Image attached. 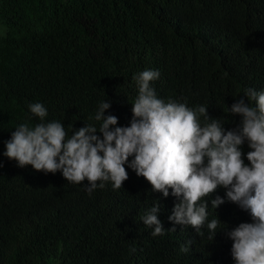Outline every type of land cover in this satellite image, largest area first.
<instances>
[{
  "label": "trees",
  "instance_id": "trees-1",
  "mask_svg": "<svg viewBox=\"0 0 264 264\" xmlns=\"http://www.w3.org/2000/svg\"><path fill=\"white\" fill-rule=\"evenodd\" d=\"M144 70L159 72L150 86L165 103L205 106L226 132L238 131L242 117L229 109L248 103L246 90L264 91V0H0V264H235L228 233L253 221L223 187L205 198L197 230L170 222L172 190L154 192L127 164L120 189L98 181L89 194L87 180L4 156L21 124L60 122L66 138L99 129L101 102L111 103L104 116L117 117L115 127L130 126L133 77ZM34 103L47 109L44 121ZM241 150L248 164L246 141ZM217 197L225 202L215 209ZM158 204L165 232L154 237L142 218ZM217 218L214 236L207 225Z\"/></svg>",
  "mask_w": 264,
  "mask_h": 264
},
{
  "label": "clouds",
  "instance_id": "clouds-1",
  "mask_svg": "<svg viewBox=\"0 0 264 264\" xmlns=\"http://www.w3.org/2000/svg\"><path fill=\"white\" fill-rule=\"evenodd\" d=\"M159 75L158 71L144 70L133 77L138 96L132 105L130 126L115 127L117 117L104 116L111 103L101 102L94 116L101 122L99 129L87 124L66 138L60 122H41L34 127L21 124L6 142L4 156L20 168L31 166L45 174L61 172L74 184L87 180L89 194L98 181H111L114 189H120L128 179L127 164L154 192L167 198L172 190L179 202L168 217L170 222L197 230L208 215L205 198L223 187L227 200L249 212L253 221L228 233L235 264H264V91L248 89V103L241 99L232 105L231 114L241 116L242 121L238 131L226 132L219 119L208 116L205 106L193 109L185 103L159 99L150 86ZM29 109L40 121L47 116L41 103L31 104ZM200 116L211 122L202 125ZM245 141L250 149L248 164L241 150ZM224 202L217 197L211 203L216 209ZM159 211L158 204L142 218L145 225L155 226L154 237L165 232L157 218ZM219 223L217 218L207 225L214 236Z\"/></svg>",
  "mask_w": 264,
  "mask_h": 264
}]
</instances>
